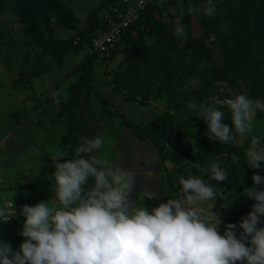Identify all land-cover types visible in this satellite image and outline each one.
<instances>
[{"label": "rangeland", "instance_id": "1", "mask_svg": "<svg viewBox=\"0 0 264 264\" xmlns=\"http://www.w3.org/2000/svg\"><path fill=\"white\" fill-rule=\"evenodd\" d=\"M103 1L43 0L44 7L41 9V12L44 10L41 14L43 16L39 24H34L32 28L36 30L37 37L42 34L47 40L46 46L40 44L30 32L27 27L29 22L21 20L18 13V0H0V160L2 153L4 154L6 140L26 127L31 113L41 106L45 99L53 96V93H56L65 83L70 84L76 79V76L68 79V73H74L83 59L92 51L88 45L79 50L74 48L54 50L50 44L64 46V44L80 40L81 34L89 27L92 20V11ZM230 1L239 2V0ZM205 3L206 0L154 2L151 4L145 30H136L133 33L131 44L134 49L116 53L107 65L103 63L95 65L94 83L110 100L114 109L124 112L131 120L144 125H150L158 116L171 115L170 121L167 122V127L171 131L165 135V152L168 154L166 160L162 161L158 147L151 144L149 140L135 139L134 141V137H131L134 136L132 131L126 126H124L125 129L114 127L116 124L123 125L119 118L113 119L104 113L103 105L97 96L93 95L88 99L84 113L85 116L104 122V126H109V130L106 133L103 131L101 136L105 143L100 152L105 155L104 158L110 165L134 173L135 190L131 199L137 205L143 203L151 210L152 207L167 202L168 199L181 198L179 178L181 176L202 177L214 189L222 193L224 199L216 197L215 202L197 203L194 207L201 215L209 213L211 209L213 212H218L222 222L220 228L223 232L225 224H238L241 217L246 216L251 210L254 201L243 195V189L253 185L252 174L255 172L264 176V164L261 169H249L246 166L243 167L244 170L240 168L237 171L232 168V163L238 162L239 159L244 161L252 136L258 135L251 133L240 138L234 133L235 138L227 144L210 140L206 123L203 118L196 116L198 110H190L188 102L177 106V98H175L176 101L172 98L177 94L170 93V86L173 85V75L181 71L180 68H176L180 60L186 63L191 61L190 52L193 46L198 49L205 47L211 60L200 59L195 64L198 75L194 74L190 77L187 84L180 86L179 90L186 93L189 91L188 86L195 88L199 83L200 72L207 71L214 75L219 66L226 63V59L247 72L245 74L249 77L252 88L258 80L252 78V70L249 67L241 64L242 58L236 49L238 37L235 33L234 20L237 17L234 16V12L226 8V0L222 3L215 2L217 15L214 18L209 19L202 12L188 15L187 9L190 5L203 7ZM104 13L105 11L101 12V15ZM177 22L183 23L186 27L188 34L186 41L173 36L170 30V27H174ZM222 28L227 30L222 31ZM252 31L255 36L251 37L253 43L250 46V52L258 66L264 69V24ZM187 47L190 49L186 53L184 50ZM140 56L143 59H149L147 67L139 64ZM128 57H130L129 62ZM106 69L108 73H104ZM136 76L139 83H136ZM61 82L63 83L56 87ZM262 82L264 86V80ZM242 83V79L234 85L228 80L217 81L219 95L198 100L195 104H204L220 110L221 107L217 106H223L226 98H233L237 94H246L253 99L252 88ZM111 85L135 94L138 99L144 97L148 86H151V92L145 100L146 105L135 100H127L128 103L120 100L117 102L110 99L107 94L106 86L112 87ZM121 98L126 101L123 97ZM261 101L264 100L261 99ZM256 114L253 122L257 119ZM113 120L116 124H111L110 127L112 123L110 121ZM81 122H84V117ZM223 122L229 127L232 126L230 112L225 114ZM260 138L261 146L264 147V135ZM208 150L211 153L205 157ZM184 152L185 157L180 162H176L175 155ZM33 161L34 159L30 160V164ZM206 163H219L229 172L228 179L224 182L211 180L209 175L202 171L206 169ZM242 170L247 174H241L240 183L243 184H241L242 187H238L235 179L240 175L238 172ZM0 180L4 179L0 177ZM2 181H0V197L2 193L12 194L16 184L12 181V184L3 185ZM230 200V206L225 207L229 205ZM34 204L36 202H29L30 206ZM23 220L24 217L20 216L19 224L14 222L13 226L11 225L13 228L11 226L8 228L6 225L2 227V230L6 231L0 233V240L11 243L15 250H19V245L24 239L19 235ZM239 231L242 230L237 228L238 233Z\"/></svg>", "mask_w": 264, "mask_h": 264}, {"label": "clouds", "instance_id": "2", "mask_svg": "<svg viewBox=\"0 0 264 264\" xmlns=\"http://www.w3.org/2000/svg\"><path fill=\"white\" fill-rule=\"evenodd\" d=\"M201 12L214 18V0L187 9L189 16ZM170 30L173 36L188 39L183 23ZM57 95L53 93L54 100ZM224 103L230 109L231 127L217 108L191 101L188 108L198 110L196 116L206 123L210 140L227 144L235 136L250 135L257 110L264 112V102L237 94ZM104 143L99 136L82 137L73 158H66L63 151L51 156L54 198L21 206L24 220L19 235L24 239L19 250L0 240V264H264V176L252 174L253 185L243 189V195L254 201L251 210L238 224H225L221 232L218 212L211 209L201 215L194 207L215 202L216 197L224 199L202 177L181 176V198L149 210L131 199L134 173L94 154ZM244 161L249 169H261L264 147L259 136H252ZM202 171L215 182L228 179L229 172L219 163ZM230 204L231 200L225 207ZM16 215L13 200L0 206V221Z\"/></svg>", "mask_w": 264, "mask_h": 264}, {"label": "trees", "instance_id": "3", "mask_svg": "<svg viewBox=\"0 0 264 264\" xmlns=\"http://www.w3.org/2000/svg\"><path fill=\"white\" fill-rule=\"evenodd\" d=\"M122 0H104L98 7L94 8L91 13L92 20L89 23V27L86 28L81 34V38L78 41L70 42L67 45L60 46L56 43L50 44L54 50L59 49H80L85 45H88L92 48V51L83 59L79 67L74 73H68V79L76 76V79L72 81L69 85L70 98L68 101L61 103V106L57 112V115L60 116L62 114H66L68 118V129L62 135L61 143L62 145H66V149L68 154L66 158H73V153L75 148L81 142V138L84 136V129L78 123V116L80 115L77 111V107L82 102V100L89 99L91 96L95 95L101 101L103 105V111L105 114L112 118H119L124 126L129 128L133 134L139 140L149 139L156 147H158V151L161 155L162 161L166 160L168 154L165 152L166 144H165V135L168 131H171L167 127V122L170 121L171 115L165 114L164 116H158L154 119L150 125H144L141 122H137L131 120L127 117V115L116 109L112 108L110 100L104 95L103 91L94 83L95 76V65L97 63H103L107 65L109 61L115 56L116 53L126 50H133L132 37L134 36V31L145 30L147 24L148 14L151 12V5H149L141 14L140 19L127 28L124 31V40L121 46L117 47L113 50L109 56L100 53L97 50H94L92 47V37L98 33V31L107 29V20L112 15V10L115 6H118ZM224 0H214V2L222 3ZM19 10L18 13L20 15L21 20L27 21L28 28L30 32L35 36V38L40 42V44L48 45L47 40L44 39L43 35L39 34L38 37L36 30L32 28L35 24H39L41 18L44 13V10L41 9L44 7L43 0H18ZM226 8L234 12V16L237 17L234 20L235 23V33L238 37V45L236 47L237 52L241 56V64L243 66H247L252 70V78L257 79L258 81L253 84V88L251 87V81L249 77L246 76L247 72L240 68L239 66H234L229 60L226 59V63L223 66H219L217 73L214 75L209 74L207 71H202L199 73L200 79L199 83L195 88L188 86L189 91L184 92L180 89V86H184L187 84L188 79L192 77L194 74L198 75L197 67L195 64L199 62V60H207L210 61V55L205 49L202 47L198 49L193 46L191 50V61L180 60L179 64H177L176 68H180L181 71L173 75L174 79L172 80V87L170 86V93L177 94L173 95L172 98H177L176 104L184 105L186 102H197L198 100H204L207 98H211L219 95V86L216 84L217 81L228 80L231 84H237L241 79L243 81L242 84L246 85V87L252 88V94L254 100H264V86L262 80H264V69L258 66V63L255 62L252 53L250 52V46L253 43L251 37H254L255 28H259L264 24V0H239L238 3H234L230 0H226ZM105 11L104 14L101 15V12ZM255 14V16H252ZM36 20V22H35ZM38 21V22H37ZM42 22V21H41ZM233 23V24H234ZM262 37V36H259ZM257 41V39H256ZM191 47V46H190ZM190 49L187 47L184 52H188ZM140 65L147 67L149 59H143L141 56ZM130 57H128V62ZM239 64V62H237ZM128 66V65H127ZM104 73H108L107 69ZM246 73V74H245ZM136 83L138 82V77H135ZM64 81V80H63ZM180 82V84H179ZM63 82L57 84L56 87H59ZM112 90L118 95H122L126 100H135L139 103L146 105L145 100L149 96L151 92V86H148L146 89V94L142 99H138V97L126 91H123L121 87L111 85ZM55 87V88H56ZM177 96V97H176ZM173 99V100H174ZM53 100V96L45 99L43 103H48ZM144 100V101H140ZM227 100V98H226ZM264 102V101H263ZM221 107V111L224 115L230 112L228 106L224 103ZM257 119L254 122L253 134L264 135V112H260L257 110ZM211 153L208 150L205 153V157H207ZM177 155V154H176ZM175 155L174 159L176 162H180L182 158L185 157V152ZM211 164L206 163V168H208ZM247 163L242 159H239L238 162L232 163L233 170L239 171L240 168L246 167ZM244 170V168H243ZM238 172L240 175L236 177L235 181H237V186L242 187L240 181L242 180L241 174H247V172Z\"/></svg>", "mask_w": 264, "mask_h": 264}, {"label": "crops", "instance_id": "4", "mask_svg": "<svg viewBox=\"0 0 264 264\" xmlns=\"http://www.w3.org/2000/svg\"><path fill=\"white\" fill-rule=\"evenodd\" d=\"M101 71H103L102 68ZM69 85L70 84L65 83L64 86H61L57 90L56 93H58V95L55 100L53 97L52 101L42 103L41 106L36 108L29 116L26 127L17 131L5 142L4 154L2 153V159L0 160V177L4 179V182L2 180L0 181H2L3 185H7L8 183L12 184L13 181V183L16 184V189L9 195H4V193H2V197H0V206L6 202L10 203L11 200H13L17 215L11 217L7 221H0V233L6 231L2 230V227H5L6 225L9 228L14 222L19 224L21 216L19 215V212L22 205H29V202L31 201L37 203L42 200H51L54 198L55 194L51 190V184L54 183L51 179V174L54 171L51 156L54 151H63L68 154L66 145H62L61 143L62 135L68 129V118L66 114L58 116L57 112L61 103L68 101L70 98V92L68 90ZM106 89L108 90L107 94L110 99L116 100L117 102L120 100L123 103H128L122 95L118 96L111 87L106 86ZM56 100L59 102H56ZM87 101L88 99L84 98L77 107V111L80 114L78 116V123L84 129L83 137H101L103 136V131L106 133L109 130V126L106 127L104 126V122H99L100 120L97 121L95 118L92 119L90 116H85L84 109L86 103H88ZM83 117L84 122H81ZM110 122L111 127V124H114L115 122L114 120ZM86 125H88V127H86ZM101 127L102 130H100ZM114 127L117 129L119 127L125 129L124 125L119 126L116 124ZM131 137H134V141H136L135 139H138L135 135ZM100 151L94 154L98 157L104 158L105 155L101 154ZM33 159L34 161L30 164V160ZM8 161H10V163ZM33 165H35V168ZM2 241L4 240L2 239Z\"/></svg>", "mask_w": 264, "mask_h": 264}, {"label": "built area", "instance_id": "5", "mask_svg": "<svg viewBox=\"0 0 264 264\" xmlns=\"http://www.w3.org/2000/svg\"><path fill=\"white\" fill-rule=\"evenodd\" d=\"M157 1L161 0H122L113 8L112 15L107 20V29L98 31L92 37L93 49L109 56L123 43L124 31L140 19L149 5Z\"/></svg>", "mask_w": 264, "mask_h": 264}]
</instances>
